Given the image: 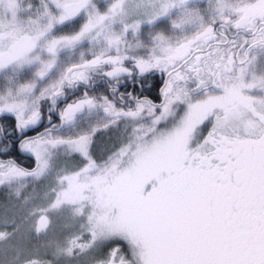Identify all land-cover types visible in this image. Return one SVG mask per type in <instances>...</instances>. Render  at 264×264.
<instances>
[{
  "label": "snow or ice",
  "instance_id": "6c2138e0",
  "mask_svg": "<svg viewBox=\"0 0 264 264\" xmlns=\"http://www.w3.org/2000/svg\"><path fill=\"white\" fill-rule=\"evenodd\" d=\"M157 72L156 100L120 92ZM8 119L0 155L34 165L0 159V264H264V0H0Z\"/></svg>",
  "mask_w": 264,
  "mask_h": 264
},
{
  "label": "flooded vegetation",
  "instance_id": "af4514ba",
  "mask_svg": "<svg viewBox=\"0 0 264 264\" xmlns=\"http://www.w3.org/2000/svg\"><path fill=\"white\" fill-rule=\"evenodd\" d=\"M166 77H162L160 73H155L153 75H148L146 77H137L135 79L134 82H129V81H125L127 87H121L120 88V92H132L135 95L140 96L141 98L143 97H148L149 99H153L156 100V98L159 95V88L162 87V79H164ZM84 91L83 88L77 90L75 92V94H70L68 97V100L66 102H71L72 100L77 99L82 92ZM100 94H104V95H108V91L106 86H97L96 90L93 92H90V95H100ZM111 98V97H110ZM158 102V101H157ZM48 107V105H45V109ZM60 108L64 107V103H60L59 104ZM46 115V113H45ZM52 121L55 124H59V119L58 117H56L55 115H53L52 117ZM0 123H6L8 125H11L14 123L13 120L8 119V120H0ZM48 122L47 119L44 120L43 125L41 127H39L36 131H43L44 127H48ZM113 133L111 134V140L112 142L110 143V146H114L115 144H117L119 142V140L122 138L123 134H124V127L121 125L120 127H113ZM104 131V130H102ZM98 133V141L103 140L104 136L103 134L100 135V133ZM36 132L35 131H30L28 133L29 136H33L35 135ZM95 155L99 156V155H103L102 153V143H99V148L96 149ZM11 158L16 159L17 163L21 164L22 166L29 168L30 164L34 163L33 159L26 155V154H21L18 151L15 150V147H13V150L10 154ZM9 156H3L0 155V159H9Z\"/></svg>",
  "mask_w": 264,
  "mask_h": 264
},
{
  "label": "trees",
  "instance_id": "16d2710c",
  "mask_svg": "<svg viewBox=\"0 0 264 264\" xmlns=\"http://www.w3.org/2000/svg\"><path fill=\"white\" fill-rule=\"evenodd\" d=\"M113 129H114L113 127L109 129H104V131L100 133V135L103 134L104 136L103 140L98 141V136H97L98 134L95 135L94 145H93L94 155H95L96 149L99 148V143H102V153L103 154L108 149L112 148V146H110V143L112 142L111 134L113 133L112 132ZM33 165L34 163L30 164L29 168L32 167ZM14 203L15 201L9 197L8 190L3 187H0V212H2L5 207L12 208V205ZM30 227H31L30 223L25 226L26 229H29ZM26 235H27V244L30 249L36 252L43 259H51L50 249L47 247V245L49 244L50 241L54 239L52 232H48L47 235H36V234L31 233L30 231H27ZM80 264H84V263L80 262Z\"/></svg>",
  "mask_w": 264,
  "mask_h": 264
},
{
  "label": "rangeland",
  "instance_id": "374dc122",
  "mask_svg": "<svg viewBox=\"0 0 264 264\" xmlns=\"http://www.w3.org/2000/svg\"><path fill=\"white\" fill-rule=\"evenodd\" d=\"M112 128V127H111ZM109 129V128H108ZM102 130L104 129H101L100 131H98L96 133V135L101 132ZM113 132V131H112ZM68 163L69 166H74L76 164L79 163V159L78 158H73V159H69L66 161ZM10 210H12V208H9ZM52 219V223H53V226H52V229L49 231V232H52L53 236H54V239L55 238H59L61 235H62V225H63V219L60 218V217H57V216H52L51 217ZM27 232V231H26ZM26 232H25V236H26V242H27V235H26ZM4 260V257L2 255H0V261H3ZM84 264H88V258H85L83 261H82Z\"/></svg>",
  "mask_w": 264,
  "mask_h": 264
}]
</instances>
